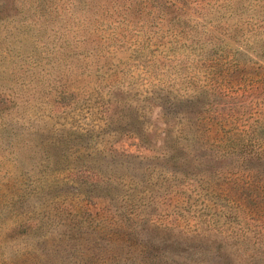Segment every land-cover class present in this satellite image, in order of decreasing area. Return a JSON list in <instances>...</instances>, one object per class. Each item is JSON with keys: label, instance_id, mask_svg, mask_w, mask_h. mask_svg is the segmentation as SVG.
Returning <instances> with one entry per match:
<instances>
[{"label": "rangeland", "instance_id": "374dc122", "mask_svg": "<svg viewBox=\"0 0 264 264\" xmlns=\"http://www.w3.org/2000/svg\"><path fill=\"white\" fill-rule=\"evenodd\" d=\"M123 1L0 0V264H264V27Z\"/></svg>", "mask_w": 264, "mask_h": 264}, {"label": "trees", "instance_id": "16d2710c", "mask_svg": "<svg viewBox=\"0 0 264 264\" xmlns=\"http://www.w3.org/2000/svg\"><path fill=\"white\" fill-rule=\"evenodd\" d=\"M148 5L149 7L151 6L160 11L168 8L171 9L173 13L179 12L181 14L185 10L188 11H185L183 14L193 10H196L197 13L204 11L201 16L192 17L185 14V16L176 15L173 17V19H175L179 23H182L183 25L189 24L191 22L193 24H196V26L201 24L204 26L212 27V25L210 24L214 21L219 24V19L223 18L225 13H228L229 16L237 13L238 16H245L242 23L250 26H256V28L264 27V0H156L154 3H152L151 0H124L122 4L114 2L111 3L110 7L103 9H105V13L110 15L109 18L120 15L125 18L124 14L128 10L136 11L141 7H148ZM97 8L98 9L93 12L94 15H91L94 16L92 20H89L87 17L79 18L77 26L72 30L75 35L79 33H85L86 35H88L89 33H96L94 29L92 32L90 31L92 30L91 23L93 21L96 22V24L93 25L103 23V20H100V17L97 15L99 12L98 10L101 8V5L97 6ZM207 13H213L216 15L220 14V16L219 18L216 15L212 16L211 18H207ZM39 18L41 17L39 16ZM33 25H35V22H30L26 26L21 25L20 28L25 27V29L28 30ZM249 38H251V35Z\"/></svg>", "mask_w": 264, "mask_h": 264}]
</instances>
